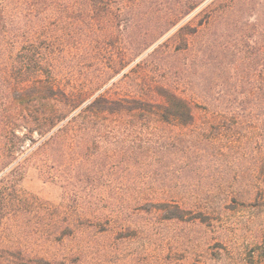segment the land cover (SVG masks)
Instances as JSON below:
<instances>
[{"label": "rangeland", "instance_id": "374dc122", "mask_svg": "<svg viewBox=\"0 0 264 264\" xmlns=\"http://www.w3.org/2000/svg\"><path fill=\"white\" fill-rule=\"evenodd\" d=\"M16 4L19 13L1 5L8 17L0 25V137L26 136L14 159L20 207L0 218V244L57 254L59 264H264V136L259 121L224 109L237 91L248 98L250 76L261 83V65L252 74L247 56L222 45L254 16L264 21V0ZM34 67L84 96L156 99L161 86L172 88L198 102L194 123L95 116L87 144L77 135L55 165L39 148L38 125L26 122L44 102L34 87L15 90L9 76ZM161 196L178 198L184 210L158 203ZM59 207L72 229L45 239Z\"/></svg>", "mask_w": 264, "mask_h": 264}, {"label": "trees", "instance_id": "16d2710c", "mask_svg": "<svg viewBox=\"0 0 264 264\" xmlns=\"http://www.w3.org/2000/svg\"><path fill=\"white\" fill-rule=\"evenodd\" d=\"M4 1L7 5L10 2V6L15 8L14 11L19 13L17 6L19 4H16V2L22 3L27 0H0V25L4 21L7 22L5 18L8 17L1 7ZM28 1L38 2L39 0ZM235 10L236 12L241 11L239 7ZM254 19V22L245 24V31L240 30L242 32H239L238 30L235 38L232 40L226 38L225 40L227 41L225 43L223 42L222 45L229 51L233 50L232 53L238 59L241 58V55L247 56L248 65L251 64L252 66L250 67L254 71L252 74L257 70L255 67L261 65V83L253 76H250L247 82L251 88L248 98L245 96L239 98L237 95L239 91H237L235 98L232 97L230 99V97L224 102L227 105L224 109H228L227 111L231 114H240L242 118L249 117L251 121H259L260 129L264 136V21L261 22L259 17L255 16ZM4 25L6 26V24ZM248 33H252V35L248 36ZM241 42L247 44L246 48H239ZM219 52L221 54L224 52L222 57L225 56V50L222 49ZM238 59L237 63L240 61ZM242 62H240V66ZM237 71L240 74L239 66ZM8 73L9 70L6 71V79ZM39 73L37 67H34L33 70L23 68L19 69L18 72L14 69L9 76H12V79L16 82L13 84L14 87H18L15 90L24 91L28 87H34L37 89V97L44 102L42 109L35 116H31L30 118L26 117V122L29 121L32 125H38V131L41 136L39 148L45 151L55 165L61 162V158L69 155L66 148L76 140L77 135L80 136L79 140L81 143L87 144L89 139L86 132L90 127L91 119L95 116L103 114L122 118L142 117L157 121L158 125L165 123L171 124V120H173L176 121L174 125L186 127L194 123L195 115L193 110L199 105L198 102H195L189 96L165 86H161L160 90L157 91L158 98L156 99L136 97L112 98L105 94H97L94 97L90 94L84 96L79 90H66L61 85L48 80V78L38 76ZM240 83H243L241 78L236 79V86H239ZM251 99H255V101L252 104H248ZM30 113H32L31 110ZM24 136L21 137L16 131L11 133L8 131V133L0 137V144L2 143L4 147L8 145V155L0 158V168L3 167L0 170V218L3 217L7 207L11 205L20 207L19 202H14L12 197L15 196L14 194L18 195V188L15 182L21 164H15V161L17 160L16 152L19 149V142L25 138ZM8 195L9 197H7ZM155 200L160 204H170L172 208H176L178 211L184 210L182 203L174 196H161L160 198H155ZM48 209L47 211L54 216L52 209ZM56 215L57 219L55 223L51 224L53 225V230L51 233L49 231V233L44 234L45 239L57 240L61 237L63 239L67 231L72 229V217L69 216L68 212L61 210L59 207ZM80 216L83 218L82 215ZM52 257V259H46L43 256H35L28 252L23 244L14 240H6V242L0 244V264L60 263L57 254H54Z\"/></svg>", "mask_w": 264, "mask_h": 264}]
</instances>
